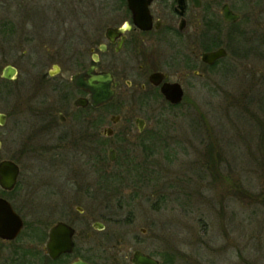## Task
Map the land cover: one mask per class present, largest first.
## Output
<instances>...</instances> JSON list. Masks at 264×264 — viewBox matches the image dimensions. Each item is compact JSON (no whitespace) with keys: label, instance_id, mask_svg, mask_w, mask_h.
I'll return each mask as SVG.
<instances>
[{"label":"flooded vegetation","instance_id":"af4514ba","mask_svg":"<svg viewBox=\"0 0 264 264\" xmlns=\"http://www.w3.org/2000/svg\"><path fill=\"white\" fill-rule=\"evenodd\" d=\"M70 1L85 15L52 43L27 31L16 50L29 55L0 66V167L16 170L0 174V264H134L137 249L105 236L126 202L109 190L126 175L106 167L122 158L116 168L126 172L133 151L147 146V121L103 110L120 93L146 91L176 107L187 88L213 85L220 66L231 70L245 46L264 60V0ZM98 74L110 76L114 97L95 107L75 78L88 86ZM164 85H179V104L165 99ZM144 162L149 175L151 160Z\"/></svg>","mask_w":264,"mask_h":264},{"label":"rangeland","instance_id":"374dc122","mask_svg":"<svg viewBox=\"0 0 264 264\" xmlns=\"http://www.w3.org/2000/svg\"><path fill=\"white\" fill-rule=\"evenodd\" d=\"M71 4L0 0V66L29 55L23 45L16 50L27 31L52 43L58 31L73 26L86 8L73 11ZM244 48L231 70L220 66L213 85L187 88L176 107L146 91L134 99L120 93L103 110L143 118L142 137L150 136L145 150L133 151L126 172L116 168L122 158L106 167L107 174L126 175L109 188L126 201L116 225L105 231L109 245L121 239L119 248L137 249L160 264L169 258L174 264H264V60L260 50L254 57ZM145 159L151 160L149 175L142 171Z\"/></svg>","mask_w":264,"mask_h":264},{"label":"water","instance_id":"95a60500","mask_svg":"<svg viewBox=\"0 0 264 264\" xmlns=\"http://www.w3.org/2000/svg\"><path fill=\"white\" fill-rule=\"evenodd\" d=\"M220 55L222 56L223 52H220V54L215 53L214 55L211 56L220 57ZM7 70H9L8 72L11 75L14 74L13 69L8 68ZM6 77L10 78L11 76H8L6 74ZM110 80L111 78L108 74L92 75L91 82L87 86L84 84L83 77L79 76L75 78V85L89 91L91 94V103L93 106L97 107L109 103L114 97V91L111 89ZM161 93L164 95L165 99L171 104L176 105L182 101L183 91L179 87V85H164L161 89ZM111 155H112L111 160H113L114 158L113 153H111ZM3 167L4 166L0 167V174H5L7 172V174L16 175V170L13 166H11L9 169V165H6L4 171H3L4 169ZM133 263L159 264V261L140 251H136L133 255Z\"/></svg>","mask_w":264,"mask_h":264},{"label":"trees","instance_id":"16d2710c","mask_svg":"<svg viewBox=\"0 0 264 264\" xmlns=\"http://www.w3.org/2000/svg\"><path fill=\"white\" fill-rule=\"evenodd\" d=\"M174 262L172 258H169L168 260H163L162 264H174Z\"/></svg>","mask_w":264,"mask_h":264}]
</instances>
